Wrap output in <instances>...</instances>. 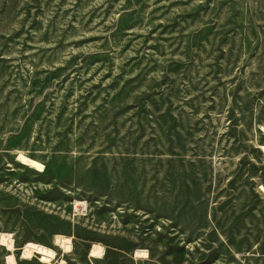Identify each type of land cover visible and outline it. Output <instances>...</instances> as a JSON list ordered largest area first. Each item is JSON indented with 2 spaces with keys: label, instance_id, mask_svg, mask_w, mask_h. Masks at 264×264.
<instances>
[{
  "label": "rangeland",
  "instance_id": "obj_1",
  "mask_svg": "<svg viewBox=\"0 0 264 264\" xmlns=\"http://www.w3.org/2000/svg\"><path fill=\"white\" fill-rule=\"evenodd\" d=\"M0 232L264 264V0H0Z\"/></svg>",
  "mask_w": 264,
  "mask_h": 264
},
{
  "label": "bare ground",
  "instance_id": "obj_2",
  "mask_svg": "<svg viewBox=\"0 0 264 264\" xmlns=\"http://www.w3.org/2000/svg\"><path fill=\"white\" fill-rule=\"evenodd\" d=\"M20 159L24 160L27 164L32 165L34 167L37 166V163L35 161H32L30 159H27L23 156H19ZM81 203L75 202L74 209L78 210V207ZM0 241L1 243H6L10 247L13 248V245L10 243L12 242L11 236L8 233L0 232ZM54 241L57 243V245L62 248L63 252H71L72 250V240L71 237L64 235V234H55L54 235ZM12 245V246H11ZM37 254V255H35ZM22 258L23 259H30L33 256H37L38 260L42 264H52L53 258H55V251L43 244L35 243L32 241H27L23 247H22ZM103 255V249L100 244L94 243L89 251V256L94 258H101ZM147 256L146 252L142 249H137L135 251V258L143 259ZM9 258H12V256H9ZM63 260L60 261L61 264H63Z\"/></svg>",
  "mask_w": 264,
  "mask_h": 264
}]
</instances>
